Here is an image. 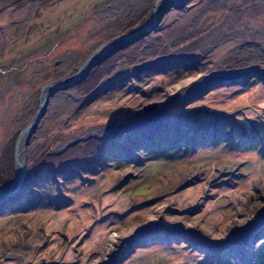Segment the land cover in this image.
<instances>
[{
    "label": "rangeland",
    "instance_id": "obj_1",
    "mask_svg": "<svg viewBox=\"0 0 264 264\" xmlns=\"http://www.w3.org/2000/svg\"><path fill=\"white\" fill-rule=\"evenodd\" d=\"M32 1L0 0L5 186L41 88L143 25L158 0ZM160 25L143 45L91 67L81 86L47 99L23 152L26 171H42L0 212V264H264V0H190ZM239 67L260 72L169 95L188 78ZM156 113L158 134L141 149L113 132L104 137L120 145L85 139L101 123ZM156 209V218L140 221ZM155 223L171 232L163 243H132ZM177 227L216 248L190 246ZM113 232L119 235L110 242Z\"/></svg>",
    "mask_w": 264,
    "mask_h": 264
},
{
    "label": "water",
    "instance_id": "obj_2",
    "mask_svg": "<svg viewBox=\"0 0 264 264\" xmlns=\"http://www.w3.org/2000/svg\"><path fill=\"white\" fill-rule=\"evenodd\" d=\"M189 1L190 0H158L155 3L150 16L148 17V19L145 21L143 25H141L139 28L133 30L132 32L128 34L121 35L119 37L112 39L111 41L102 45L100 48L96 49L84 61V63L78 68L76 73H74L70 77H67L57 83L46 84L41 88L40 93H39V102H38L37 110L32 115V117L28 120L26 125L21 129L16 139V142H15L14 153H13L14 176L8 185L4 187H0V212H3L8 202L15 201V199L21 195L22 191L25 190L24 186L28 180H31L37 173L42 171V169L40 168L33 173L32 172L28 173L26 171L23 152H24L25 146L28 143L29 138L34 132L36 125L43 118L46 112L47 99L57 92H61V91L66 90L67 88L78 85L87 76L90 68L94 64H97L98 62L102 61L105 58V56H107V54L108 55L109 53L112 54L113 52L122 50L126 48L127 46L134 44L135 42L140 40L143 35L154 30L156 26L157 16L161 11L167 8L181 10L188 4ZM256 70L257 69H255L254 71ZM254 71L251 69V70H248L247 73H238V72L218 73L215 76L210 75L208 77L201 78L199 81L201 82L209 81V83L206 84V87L209 90L211 87H215V86H218L219 84L226 83V80L229 79V77L241 75V74H248V73L252 74V72ZM257 71H260V70H257ZM203 94H205V92H202L201 94L195 97H192L188 103H191L195 101L196 99H199L200 97L203 96ZM13 194L15 197L12 196ZM159 228L160 230H163L165 232H168V233L170 232V230H168L166 226H163L160 224L155 225V226L146 225L145 227L139 229L136 232V234L132 236V243H136L135 245L141 246V247L148 244L149 241L145 242L144 239L146 237H144L143 235H145V233L153 231L154 229H159ZM173 231L180 232L181 234L183 233L182 235H185V234L189 235V240L187 242L190 243V246H193L194 248H197L195 243H197V245H201L202 246L201 251L208 252V251H211V249L213 250L216 248V245L214 244L216 243V241L213 242L210 239H207L206 237L201 235L200 233L189 231L188 229H183L181 227H177ZM138 236H140V238L142 239H140ZM124 241H127V238L123 239L121 243H123ZM120 246L121 245L117 247H120ZM126 247L129 248L128 245Z\"/></svg>",
    "mask_w": 264,
    "mask_h": 264
},
{
    "label": "flooded vegetation",
    "instance_id": "obj_3",
    "mask_svg": "<svg viewBox=\"0 0 264 264\" xmlns=\"http://www.w3.org/2000/svg\"><path fill=\"white\" fill-rule=\"evenodd\" d=\"M186 7H187V5L184 8H186ZM171 9L172 8L164 9L163 11H161L158 14L155 28H160L161 29V26L162 25H160V24L163 21V17ZM200 30L201 29L197 28L195 30L193 29V31L190 32V34L188 35L189 40H187L188 41L187 45H190V44L194 43V37H193V35L195 36L194 33L195 32H200ZM150 33H151V31L148 32V33H146L145 35H143L141 37V39L138 40V43H140L141 45H143V43L146 42V39L150 35ZM176 34H177L176 37H179V38H183L184 37V36L183 37H180V33L179 32H176ZM111 40L112 39H110L109 41H111ZM109 41H107V42H109ZM106 43H104V44H106ZM135 43H137V42H135ZM162 44L165 45L164 43H162ZM173 45H174V43H173ZM178 48L181 49V50H183L182 47H178ZM124 49L119 50V51H116V52H113L112 54L109 53V55L107 54V56H105V58L103 60H106V59L113 60L115 58V56L120 51H123ZM178 65H181V64H178ZM227 68H231L232 69L233 67H227ZM242 68L243 67H239V68H236L234 70H227V71L238 72V73H247L248 70H251V69L253 71L255 70L254 68H247V69H242ZM223 72L224 71H219V72H216V73H223ZM255 72L258 73L260 71H257L256 70V71H254L252 73H255ZM213 73H215V72H213ZM261 73H264V72L262 71ZM84 80H85V78L78 85H75V86H81L83 84ZM160 123H161V117H159V115L157 113L156 114L149 115L146 118H143V116H139L133 122L119 120V121H115V122H112V123H103V124L101 123L99 125H96L93 128V132L92 133L90 132L88 135H86L87 138H85V139L87 140V139H89V138L92 137L94 140H96L97 144H99V143L104 144L105 148H108V146H112L113 147L115 145H120V144H116L115 142L108 141V139L104 137V135L106 133H112L113 132L114 134L117 133L119 136H121V138L123 140H125L126 142H129L130 145L139 146V149H141V148H143L146 145L145 144L146 143V140L149 137H150L149 139H151V137L152 138H155L157 136V134H158V132H157L158 131V125ZM149 133H152V135H149ZM106 143H108V145H106ZM71 145L72 144H66V145L64 144V147L71 146ZM155 224H159V223H155ZM161 224H165V223L163 222ZM169 233L168 232H165L163 230L154 229L153 231L148 232V233H145V235H143V234L142 235L144 237H146L144 239L145 242H147L148 240H150L152 243H163L164 240H165V238L163 236L166 237ZM138 237L140 238V236H138ZM140 239H142V238H140ZM118 250L121 252V250H122L121 246L118 248ZM119 251L117 252L118 255L120 253Z\"/></svg>",
    "mask_w": 264,
    "mask_h": 264
},
{
    "label": "bare ground",
    "instance_id": "obj_4",
    "mask_svg": "<svg viewBox=\"0 0 264 264\" xmlns=\"http://www.w3.org/2000/svg\"><path fill=\"white\" fill-rule=\"evenodd\" d=\"M198 77V76H197ZM199 78V77H198ZM111 79V78H110ZM110 79L108 80L107 79V83H106V85L109 83V81H110ZM201 79V78H200ZM200 79H193V78H188V79H186L185 81H183V82H181V83H179V84H176L175 86H173V87H171L170 89H169V95L171 96V95H173V94H175V93H177L178 91L179 92H181L182 90H184V89H187V88H196L197 86H199V83L201 82V81H199ZM105 83V82H104ZM104 87V86H103ZM102 87V88H103ZM178 92V93H179ZM157 210V209H156ZM160 210V209H159ZM161 211V210H160ZM156 213H158V210L157 211H153V213H151V214H149V215H146V216H141V219H140V221H142V222H145V221H149L151 218H156L157 217V215H156ZM163 222H165V221H163ZM119 230V229H118ZM121 231H123L124 232V230H121ZM118 232H113L112 234H111V236H110V239H109V241L110 242H112V241H114L117 237H118Z\"/></svg>",
    "mask_w": 264,
    "mask_h": 264
},
{
    "label": "trees",
    "instance_id": "obj_5",
    "mask_svg": "<svg viewBox=\"0 0 264 264\" xmlns=\"http://www.w3.org/2000/svg\"><path fill=\"white\" fill-rule=\"evenodd\" d=\"M34 1H35V0H33L32 2H34ZM114 59H115V58H114ZM114 59H113L112 61H114ZM109 60H110V59L102 60V62H103V61H109ZM100 62H101V61H100ZM95 65H98V63L95 64ZM95 65H94V66H95ZM94 66H93V67H94ZM94 68H95V67H94ZM100 74H103V73H100ZM0 178H1V177H0ZM3 180H4V178L0 179V187L5 186V184L7 183L6 180H4V181H3ZM214 251H215V250H214Z\"/></svg>",
    "mask_w": 264,
    "mask_h": 264
}]
</instances>
